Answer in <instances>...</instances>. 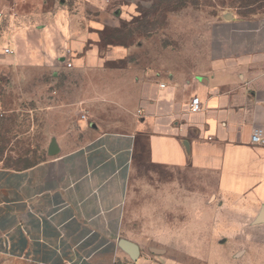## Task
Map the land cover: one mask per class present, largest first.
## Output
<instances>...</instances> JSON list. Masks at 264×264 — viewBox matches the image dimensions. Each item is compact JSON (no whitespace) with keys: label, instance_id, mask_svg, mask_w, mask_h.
I'll list each match as a JSON object with an SVG mask.
<instances>
[{"label":"crops","instance_id":"1","mask_svg":"<svg viewBox=\"0 0 264 264\" xmlns=\"http://www.w3.org/2000/svg\"><path fill=\"white\" fill-rule=\"evenodd\" d=\"M4 5L0 58L27 70L39 102L57 81L41 75L67 48L98 50L102 13ZM228 16L192 57L130 66L116 99L127 123L87 118L56 155L0 166V264H264V9ZM122 241L139 246L137 261Z\"/></svg>","mask_w":264,"mask_h":264},{"label":"rangeland","instance_id":"2","mask_svg":"<svg viewBox=\"0 0 264 264\" xmlns=\"http://www.w3.org/2000/svg\"><path fill=\"white\" fill-rule=\"evenodd\" d=\"M88 1L56 0V9L72 17L104 14L99 36L91 40L98 45L89 53L95 67L87 64L90 57H84V50L67 48L64 58L57 59L61 67L41 75L48 82L55 77L57 81L40 88L39 102L34 86L22 83L27 70L21 66L13 71V60L0 58V166L21 168L50 156L53 142L72 144L83 135L87 118L105 126L127 123L116 99L122 90L127 94L132 64L144 68L163 59L176 61L182 52L192 57L205 45L215 22L229 19L231 13L264 9V0ZM4 2L0 0V16L9 11ZM6 23L0 17V35L6 33ZM88 94L99 98L92 108L84 104Z\"/></svg>","mask_w":264,"mask_h":264},{"label":"water","instance_id":"3","mask_svg":"<svg viewBox=\"0 0 264 264\" xmlns=\"http://www.w3.org/2000/svg\"><path fill=\"white\" fill-rule=\"evenodd\" d=\"M58 152V145L56 142L51 143V145L49 146V154L50 155H56ZM122 244H125V248L127 250V252L130 254L131 258L135 261L138 260V258L140 257V248L137 244L135 243H128L126 241H122ZM122 245V246H123Z\"/></svg>","mask_w":264,"mask_h":264},{"label":"built area","instance_id":"4","mask_svg":"<svg viewBox=\"0 0 264 264\" xmlns=\"http://www.w3.org/2000/svg\"><path fill=\"white\" fill-rule=\"evenodd\" d=\"M6 51L9 52L10 51V48H6ZM69 66L71 67L72 66V63L69 62ZM162 86H164V84H162ZM202 108L201 106V102L199 101V98L198 97H194L192 102H191V109L192 110H200ZM260 138L258 135H254L253 136V141L257 142L259 141Z\"/></svg>","mask_w":264,"mask_h":264}]
</instances>
